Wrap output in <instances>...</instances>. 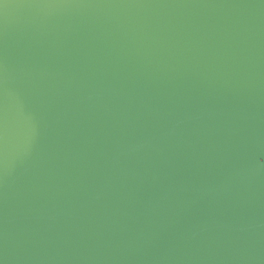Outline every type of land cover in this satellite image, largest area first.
I'll list each match as a JSON object with an SVG mask.
<instances>
[{"label":"water","instance_id":"water-1","mask_svg":"<svg viewBox=\"0 0 264 264\" xmlns=\"http://www.w3.org/2000/svg\"><path fill=\"white\" fill-rule=\"evenodd\" d=\"M0 264H264V0H0Z\"/></svg>","mask_w":264,"mask_h":264}]
</instances>
